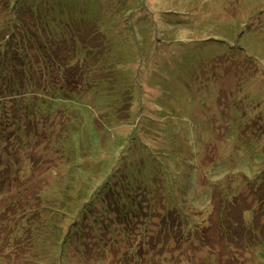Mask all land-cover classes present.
Wrapping results in <instances>:
<instances>
[{"label": "rangeland", "instance_id": "1", "mask_svg": "<svg viewBox=\"0 0 264 264\" xmlns=\"http://www.w3.org/2000/svg\"><path fill=\"white\" fill-rule=\"evenodd\" d=\"M27 1L49 22L51 32L32 21L47 42L58 38L54 30L67 33L50 51L27 41L35 88L57 79L59 64L68 89L83 85L69 100H59L55 112L34 114L35 128H28L31 138L23 148L15 140L16 122L9 119L0 146V173L10 175L8 186L0 184V264H237L246 251L231 234L237 235L234 226L242 216L250 217L252 193L264 186V138L252 123V114L264 108L254 96L264 86V0ZM83 23L91 24L88 31ZM73 25L81 42L75 47ZM92 32L97 37L88 35ZM231 69L240 70L239 83L238 70ZM53 84L55 90L59 81ZM69 127L71 159L51 150L54 137ZM9 159L23 170H7ZM63 163L71 164L69 171ZM146 167L147 176L164 180L152 195L138 186L120 198L128 212L139 194L140 204L129 208L140 218L131 222L145 223L153 233L158 223L166 228L170 223L182 237L183 212L193 219L189 225L200 227L194 245L184 235L179 247L171 243L162 250L161 242L147 236L146 254L122 261L120 253L108 254L112 235L105 229L102 241L93 232L75 239L107 187L120 188L119 172L138 177ZM37 214L29 235L25 231L14 241L19 223ZM222 227H228V239ZM55 230L59 242L51 235ZM252 255L255 264H264V256Z\"/></svg>", "mask_w": 264, "mask_h": 264}, {"label": "trees", "instance_id": "2", "mask_svg": "<svg viewBox=\"0 0 264 264\" xmlns=\"http://www.w3.org/2000/svg\"><path fill=\"white\" fill-rule=\"evenodd\" d=\"M33 17L43 24V28L46 31L48 32L50 31L46 26L49 22L44 20L43 17L40 16L38 13L36 14L35 11L32 9L31 3H29L27 0H0V56H2L3 58L5 57L4 59L0 60V86H2V88L0 87L1 88L0 89V146L2 145L3 142H5V139L7 137L8 127L11 123L10 120L13 119L17 125V128L15 130V140L17 141L16 143L18 145V149L23 148L24 140L25 142H27L31 138L29 136L28 128L30 129L35 128L33 126V124L34 125L36 124V118L34 114L37 111L55 112L53 110H56L55 105L59 103V100L67 101L69 100L71 93H76L79 89H82L81 88L82 87L81 85H83L82 82L79 83L80 86L68 89V81H66L65 73H62L63 72L62 64H59L58 66L59 73L57 74V79H53L52 81L48 80L46 85H44L43 87L35 88V82L33 79H31L30 51L28 49L27 41L32 40L40 51L45 52L47 50L50 51L52 49H55L57 46L56 43L58 39L61 40L62 38L67 39V33H65V31L62 30V28L59 31L54 30L53 35L54 36L57 35L58 38H51L47 42L45 39L46 36L44 32L40 33L38 31V29H40L41 27L34 25V23L32 22L34 19ZM86 26L88 31V27L91 26V24L83 23L82 27H86ZM71 28L69 29L71 31L69 30L68 31L71 33V35L75 36V40L73 41L72 44L73 45L72 47H75V45H80L81 42L80 39L77 37L79 33L76 30L75 25H73L74 30H72ZM79 28H80V24H79ZM92 33L93 34L89 33L88 35L97 37L98 32L96 33L92 32ZM22 41H26V42H22ZM14 45H16L15 49L13 48ZM75 49L78 50V46ZM231 70H233L232 72H236V73L237 70L238 72L240 71L239 69H236V71L235 69H231ZM229 73H231L230 70L226 71L227 77H229ZM245 77L249 79L250 74L249 73L247 74L246 72ZM237 79L239 83L241 79L240 72L238 73ZM56 80L59 81V86L55 90H52V86H54L53 83H55ZM263 88L264 86L259 90L260 91L259 94L254 93V96L257 97L255 101H257L259 106L264 105ZM56 90H60L64 94H62V96L58 98V95L55 94ZM51 101L54 102L50 103ZM11 108H14V111L9 112ZM15 111H16V116H15ZM62 111L65 114V106L63 105H62ZM243 112H244L243 116L249 117L247 112L245 111ZM252 119H253L252 123L256 126V129H258V131H256V135L259 134L258 138L262 140L264 138V108L260 109L259 112L256 113L254 112L252 114ZM26 121L30 123L28 126H25L24 122ZM67 130H68L67 133H62V137H60L61 135L60 133L54 137L53 147L51 150L52 151L56 150L57 152H59V155H62V158L63 156L66 157L71 156L68 158L71 159L75 156V153L73 151L74 148L72 146L70 139V135H71L70 127ZM32 135H33V130H32ZM23 153L20 155H23ZM1 155L2 153H0V157ZM28 160L30 165H32L33 161H31L29 157ZM15 164L16 163L14 161L9 159L6 163V165L8 166L7 170L9 168H15V170L18 171L23 170V167L18 165V163L16 167ZM63 164H64L63 168L69 171V169L71 168L70 167L71 164L69 163H63ZM1 165H3V163H0V166ZM6 165L4 166L5 168ZM147 169L149 168L146 167L144 172L141 173V175L136 174V176L138 177H134V176L126 177L125 174L126 171L123 172L122 170L121 172H119L120 174L119 178L116 180L115 177L114 179L119 183L118 185L120 186L121 189L112 188L110 185L107 187L108 190H106L101 195L99 201L96 203V207H93L90 211V214L86 216V221L78 230L79 232L76 233L77 235L75 239L81 238V241H83V238L88 233L93 232L94 235L98 237L97 241L100 240L102 241V235L100 232L105 229L107 230L106 231L107 233L112 235V239L110 241L107 240V244H108L107 247L109 249L108 254L110 253L111 249L114 250L115 253H120L118 259H121L122 261L133 260L143 255L146 251V248H148L147 242L149 240L147 236H153V238L151 239H152V243L154 244H157V242H161L158 245L162 247V250L164 249L165 245H170L171 243L174 244L176 247H179L180 245L178 243H181L184 240V235L187 238V243L191 242L190 246H193L194 245L193 241L195 240V234L196 232H198L197 230H199L200 227L194 228L191 225H189L188 223L193 219L188 218L187 220V216H185L183 212L180 213L182 215V220L178 221L180 222L179 230L181 231L182 234H184L182 237H179L177 235L178 232L173 233V230L175 228L171 226L170 223L167 228L162 223H158V227L156 228V231L154 230L153 233L149 231V227H146L145 223L140 225L138 224L134 225L131 222L134 219L140 218V216L136 217L137 214H135L134 211L131 208H129L132 207L133 205L140 204V201L135 200V197L138 196L139 194L133 195V200L130 202L128 206V209L131 211L128 212L127 210H125V207L121 205L122 202L120 198H125L127 194L129 195L130 192L131 193L135 192L138 186H140V188H145L147 193L152 195L153 194L152 192H155V190L157 192L158 190L159 186L157 182L158 181L163 182L164 180L163 177L161 178L158 176L156 177L147 176L146 175ZM4 171L5 170H3L2 172ZM2 172L0 173V180L2 181V183L0 181V184H4V186H8L10 184L9 183L10 181H8V185H7L6 180L10 175L2 174ZM262 176H264V169L262 172ZM251 181L248 183L251 184L252 186L254 185V182ZM258 188L255 189L256 193L258 194L252 193L253 196L252 200L256 198L255 199L256 202H254L255 207L254 209L249 208V210H247L248 215H250V217L248 219L243 217L242 213L244 209L239 208L238 212L242 216V222L239 227H237L236 224L234 226L236 228L237 235L231 234L232 237L236 239L240 238L242 240V244L240 247L244 248L246 251L245 256L243 257H241L240 255L237 256L239 258L237 264H255L254 260H252L253 258L252 252L264 256V186L260 190ZM38 197H41L42 200L45 198L43 197V195H40ZM44 201L51 202V200L49 199H44ZM98 204L99 205L101 204V206H99ZM175 208L178 209V207ZM166 210H168L167 212H169L170 209H166ZM167 212H165V215ZM30 216L31 215L25 217L24 218L25 220L22 221L23 223L18 222L21 228L18 227V229L16 230L15 236L12 238L14 239V241H18V239L15 238H19L22 235H24L25 231H27L26 234L29 235V229L31 226L30 224H32V222H35V219L39 216V214H37L35 217H30ZM148 216L149 217L151 216L150 212H148ZM125 217H128L129 219L126 221V219H124ZM162 217L163 216H161V218ZM184 227L186 230L184 229ZM118 228L121 232L119 235L117 234ZM222 228H223L222 231H220L221 235L227 237L226 234L228 233V231L226 228L228 227H222ZM45 231L48 234L51 233L50 231H48V229H45ZM78 233H81V236H79ZM48 234L45 233V236H47ZM51 235L54 236L59 242L58 231L55 230V232H52ZM45 236H41V237H45ZM119 236H122L123 239L118 238ZM12 239L10 240L13 241ZM249 239H252L253 244L254 246H256L257 249L251 250L249 246V243L251 242H249ZM100 244L102 243L100 242ZM108 249L105 247L104 251L105 250L108 251ZM163 252L165 256L167 255L173 256V253L166 254L165 251H162V253ZM156 261L157 263L154 262L153 264L161 263L160 260H156Z\"/></svg>", "mask_w": 264, "mask_h": 264}]
</instances>
